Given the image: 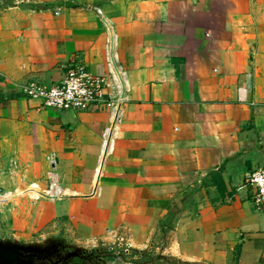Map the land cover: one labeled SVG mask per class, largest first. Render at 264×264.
I'll use <instances>...</instances> for the list:
<instances>
[{"label": "crops", "instance_id": "obj_1", "mask_svg": "<svg viewBox=\"0 0 264 264\" xmlns=\"http://www.w3.org/2000/svg\"><path fill=\"white\" fill-rule=\"evenodd\" d=\"M111 34L129 92L101 160L104 106L43 109L17 86L75 64L105 76ZM0 153L26 186L3 200L52 175L65 190L11 209L13 240L50 223L82 253L122 237L182 262L264 264L244 183L264 166V0H0Z\"/></svg>", "mask_w": 264, "mask_h": 264}, {"label": "built area", "instance_id": "obj_2", "mask_svg": "<svg viewBox=\"0 0 264 264\" xmlns=\"http://www.w3.org/2000/svg\"><path fill=\"white\" fill-rule=\"evenodd\" d=\"M105 64L107 71L105 76H96L84 65L75 64L68 68L58 83L46 84L31 80L17 86L18 92L23 97L38 101L39 107L43 109L84 112L104 106L109 112V119L102 134L101 160L104 154L110 153L113 148L129 92L127 72L116 53V36L112 34L105 47ZM50 160L51 173L55 174V161ZM244 183L250 190L254 209L264 218V166L247 173ZM25 193L33 201L41 198L60 200L65 197V190L55 175L49 177L43 190H40L36 183H32ZM4 198L5 194L0 195V203L6 201L3 200ZM130 248V244L122 237H118L108 250L114 254L118 252L128 254Z\"/></svg>", "mask_w": 264, "mask_h": 264}, {"label": "rangeland", "instance_id": "obj_3", "mask_svg": "<svg viewBox=\"0 0 264 264\" xmlns=\"http://www.w3.org/2000/svg\"><path fill=\"white\" fill-rule=\"evenodd\" d=\"M49 160V166H50ZM16 163L11 160L10 157L4 156L0 153V195H4L6 193L15 194L24 190L26 187L22 178H18L15 174L17 172ZM51 171V170H50ZM32 184V183H31ZM19 185L21 189L19 188ZM5 202L0 203V239L1 240H13L12 233L14 231H10L9 225L11 224L12 220L9 219L11 209L19 206L22 208V204H29L33 202V200L29 199L25 194L16 197H7ZM25 206V205H24ZM5 216V217H4ZM3 225V226H2ZM62 235L56 232V229H51L50 223L46 224L39 230H35L27 235L26 238L16 237L15 241L18 242L25 241L22 244L25 245H36L43 247L48 245V243L54 242L55 244H63L61 242ZM157 247H161V244H157L153 247H148L143 249L140 252L146 253V260L143 259L139 260V256L134 253L136 249H133L132 246L130 248V253L124 254L122 252H118V254H114L111 251H108L107 248L100 249V257L97 259L89 256V252L84 254V262L78 261V264H203V263H188L182 262L175 257H171L169 255L163 254L161 252V248L158 249ZM67 250L71 251H78L77 249H73L70 247H65ZM157 248V249H156ZM138 251V250H136ZM82 253V252H80ZM147 262V263H145ZM233 264V262H231Z\"/></svg>", "mask_w": 264, "mask_h": 264}, {"label": "water", "instance_id": "obj_4", "mask_svg": "<svg viewBox=\"0 0 264 264\" xmlns=\"http://www.w3.org/2000/svg\"><path fill=\"white\" fill-rule=\"evenodd\" d=\"M56 246L62 245L52 242L40 247L25 245L15 240L0 239V264H51L52 259L44 253L47 252V249L56 248Z\"/></svg>", "mask_w": 264, "mask_h": 264}, {"label": "flooded vegetation", "instance_id": "obj_5", "mask_svg": "<svg viewBox=\"0 0 264 264\" xmlns=\"http://www.w3.org/2000/svg\"><path fill=\"white\" fill-rule=\"evenodd\" d=\"M44 255H49L52 259L51 264H78V261L84 262V253L79 251L67 250L65 247L56 246V248H49Z\"/></svg>", "mask_w": 264, "mask_h": 264}, {"label": "trees", "instance_id": "obj_6", "mask_svg": "<svg viewBox=\"0 0 264 264\" xmlns=\"http://www.w3.org/2000/svg\"><path fill=\"white\" fill-rule=\"evenodd\" d=\"M99 251H100V249L91 250V251H89V256H92L93 258L97 259L98 257H100V252ZM134 253L139 256V260L140 259L141 260L143 259V261L146 260V256H147L146 253L140 252V251H136V250L134 251ZM145 263H147V262H145Z\"/></svg>", "mask_w": 264, "mask_h": 264}]
</instances>
